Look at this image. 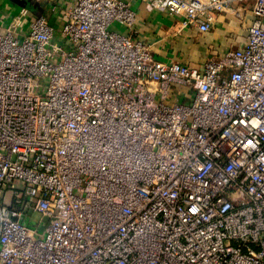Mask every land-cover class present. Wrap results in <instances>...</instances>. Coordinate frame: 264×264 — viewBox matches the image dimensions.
Returning <instances> with one entry per match:
<instances>
[{
    "label": "built area",
    "instance_id": "built-area-1",
    "mask_svg": "<svg viewBox=\"0 0 264 264\" xmlns=\"http://www.w3.org/2000/svg\"><path fill=\"white\" fill-rule=\"evenodd\" d=\"M133 2L251 22L161 61ZM36 4L0 27V264H264V0Z\"/></svg>",
    "mask_w": 264,
    "mask_h": 264
},
{
    "label": "crops",
    "instance_id": "crops-1",
    "mask_svg": "<svg viewBox=\"0 0 264 264\" xmlns=\"http://www.w3.org/2000/svg\"><path fill=\"white\" fill-rule=\"evenodd\" d=\"M37 0H0V27L8 22V13L17 14L26 10L29 16L39 13ZM64 3V0H61ZM73 0H65L67 4ZM17 2H22L21 5ZM136 10L138 39L153 43V54L161 61L179 60L197 65L204 59L220 56L240 47L245 40L251 22L246 13L243 22L227 15H217L209 33H200L196 28L177 30V17L157 11H147L143 4L133 2Z\"/></svg>",
    "mask_w": 264,
    "mask_h": 264
},
{
    "label": "rangeland",
    "instance_id": "rangeland-1",
    "mask_svg": "<svg viewBox=\"0 0 264 264\" xmlns=\"http://www.w3.org/2000/svg\"><path fill=\"white\" fill-rule=\"evenodd\" d=\"M111 30H113V31H116V32H118V33H124V29H122V28H120V27H118V25H116V24H113L112 25V27L110 28ZM32 221L34 222V221H38V219H39V215H37V214H33L32 216ZM41 229H43V227H40V230Z\"/></svg>",
    "mask_w": 264,
    "mask_h": 264
},
{
    "label": "water",
    "instance_id": "water-1",
    "mask_svg": "<svg viewBox=\"0 0 264 264\" xmlns=\"http://www.w3.org/2000/svg\"><path fill=\"white\" fill-rule=\"evenodd\" d=\"M17 4L21 5V4H22V2H17ZM22 5H23V4H22Z\"/></svg>",
    "mask_w": 264,
    "mask_h": 264
}]
</instances>
